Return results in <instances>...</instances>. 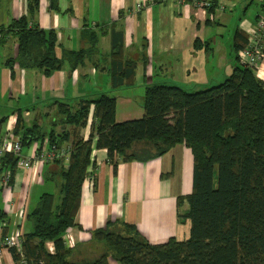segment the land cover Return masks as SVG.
<instances>
[{"label": "crops", "instance_id": "1", "mask_svg": "<svg viewBox=\"0 0 264 264\" xmlns=\"http://www.w3.org/2000/svg\"><path fill=\"white\" fill-rule=\"evenodd\" d=\"M32 1L0 0V29L27 17L30 27L38 26L57 36L60 60L65 52L89 49L96 34L101 64L113 51V31L121 33L125 60L137 64L135 84L113 90L109 68H96L88 60L76 70L65 61L64 68L50 77L38 69H25L18 61L19 39L9 35L0 41V121H5L0 125V143L9 130L18 137L14 131L20 114L27 129L38 125L43 133L71 131L68 125L54 126L58 102L71 105L74 111L81 100L108 94L117 100L116 121L122 123L145 115L142 96L137 99L132 92L137 88L145 93L146 86L165 83L201 91L218 85L232 73L235 32L241 30L251 38L264 16V0H212L216 5L212 14L201 8L199 0H37L31 14ZM11 60L14 64L8 66ZM256 74L264 81V59ZM93 114L92 106L88 125L80 132L85 140L91 134ZM71 141L62 147L71 146ZM37 144L24 149L23 154L31 153ZM95 144L96 140L76 226L65 236L72 250L70 260L80 263L99 257L100 243L93 232L122 228L123 224L134 225L153 245L172 238L187 240L191 224L181 221L179 214L187 213L189 205L179 210L177 199L193 192L192 151L178 145L148 161L118 159L115 171L108 151L97 149ZM60 169L40 162L28 171L17 169L9 186L4 184L5 172H0V209L6 214L0 225L4 224L9 234L19 227L21 212L26 217L21 230L24 234L33 232L28 215L43 194L59 195L62 181L56 175ZM47 250L54 254V243H47ZM0 264H16L10 250H0ZM110 264L120 263L111 258Z\"/></svg>", "mask_w": 264, "mask_h": 264}, {"label": "trees", "instance_id": "2", "mask_svg": "<svg viewBox=\"0 0 264 264\" xmlns=\"http://www.w3.org/2000/svg\"><path fill=\"white\" fill-rule=\"evenodd\" d=\"M201 2L206 0H199ZM37 0L29 6L35 13ZM210 13L216 10L212 2ZM3 40L9 35L19 39V63L25 69H38L46 77L64 68L66 61L76 70L86 61L98 68H109L112 89L135 84L137 64L125 60L123 36L113 31V51L102 64L98 57V36L93 34L89 49L68 51L64 60L56 55L57 36L29 26L27 17L0 29ZM250 44V36L241 30L234 34L235 60L231 75L222 83L190 92L175 85L154 83L146 86L141 119L118 123L117 100L108 94L83 99L76 110L58 102L56 122L72 127L69 132L53 129L43 133L39 126L25 128L21 114L14 134L21 138L23 151L34 142L62 147L72 138L68 164L56 175L61 179L59 195L45 193L29 215L34 230L24 234L22 253L9 249L16 264H264V81L256 69L242 63L240 53ZM97 59V60H96ZM14 61H8L12 66ZM94 107L91 134L85 140L80 132L88 125ZM3 121H0V125ZM96 148L107 150L117 170V160L148 161L161 157L178 145L187 146L194 156L193 192L177 199L179 214L191 224L190 236L160 245L150 244L134 225L123 224L121 233L109 228L93 232L94 239L107 250L99 257L80 263L70 260L72 250L65 241L76 226L82 204L83 185ZM24 155V154H23ZM21 157H0V172H10L14 181ZM6 214L0 209V224ZM3 229L5 236L9 232ZM8 233V234H7ZM54 243L55 253L47 250Z\"/></svg>", "mask_w": 264, "mask_h": 264}, {"label": "built area", "instance_id": "3", "mask_svg": "<svg viewBox=\"0 0 264 264\" xmlns=\"http://www.w3.org/2000/svg\"><path fill=\"white\" fill-rule=\"evenodd\" d=\"M200 6L204 11H208L212 7V0H206L200 3ZM3 39V34L0 30V41ZM264 16L258 22L255 31L250 38L249 47L241 52L243 64L257 69L258 65L264 59ZM72 147L59 148L57 145H51L49 141H46L44 145L37 144L35 149L27 154L23 155L22 140L20 137H15L13 131L9 130L7 136L0 143V157L6 154H14L21 157L18 165V169L31 170L36 163L48 164L57 160H62L66 164L70 161ZM11 179V173L8 171L4 176L5 186H9ZM24 212H21L18 216L19 227L15 229L11 234L5 236L3 234L4 224L0 225V250L16 249L22 253L24 243V232L20 226L25 219Z\"/></svg>", "mask_w": 264, "mask_h": 264}, {"label": "rangeland", "instance_id": "4", "mask_svg": "<svg viewBox=\"0 0 264 264\" xmlns=\"http://www.w3.org/2000/svg\"><path fill=\"white\" fill-rule=\"evenodd\" d=\"M215 86H216V85H215ZM193 87H194V86H187L186 88H187V90H189L190 92H195V91L197 90V88H193ZM191 88H192V89H191ZM129 91H131V90H129ZM132 92H133V94L136 96L137 99H139L140 96H142V100H144V95H145V93H144V92H140V88H137V89L133 90ZM57 114H58V113H57ZM0 200H1V197H0ZM37 203H38V202H37ZM37 203H36L35 206H37ZM110 231L115 232V233H118V232L121 233V232H123L122 228L117 227V226L111 228ZM99 245H100V248H101V249H100L101 254L105 253L106 250H107L105 244L100 243Z\"/></svg>", "mask_w": 264, "mask_h": 264}]
</instances>
